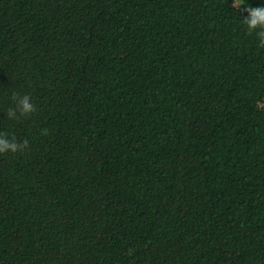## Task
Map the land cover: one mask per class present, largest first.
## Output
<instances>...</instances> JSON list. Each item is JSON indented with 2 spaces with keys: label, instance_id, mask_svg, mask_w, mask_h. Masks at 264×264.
Returning a JSON list of instances; mask_svg holds the SVG:
<instances>
[{
  "label": "trees",
  "instance_id": "16d2710c",
  "mask_svg": "<svg viewBox=\"0 0 264 264\" xmlns=\"http://www.w3.org/2000/svg\"><path fill=\"white\" fill-rule=\"evenodd\" d=\"M248 7L0 0V264H264Z\"/></svg>",
  "mask_w": 264,
  "mask_h": 264
},
{
  "label": "clouds",
  "instance_id": "9594fccd",
  "mask_svg": "<svg viewBox=\"0 0 264 264\" xmlns=\"http://www.w3.org/2000/svg\"><path fill=\"white\" fill-rule=\"evenodd\" d=\"M241 5H243V0H232L233 8L238 9ZM245 11H247L248 16L244 18L243 23L246 25L248 33L251 34L255 31L261 46H264V7H248ZM12 99L15 101V107L7 110V117L10 119H18L19 116L27 117L37 110L36 106L30 102L31 97L29 94L20 96L14 93ZM256 106L257 108H264V100L257 101ZM42 134L47 135V129H43ZM28 146V140L17 142L14 137L9 139L6 133L0 132V154L20 152Z\"/></svg>",
  "mask_w": 264,
  "mask_h": 264
}]
</instances>
